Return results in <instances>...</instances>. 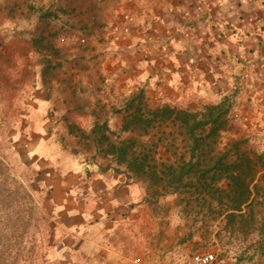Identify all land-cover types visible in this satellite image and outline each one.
I'll list each match as a JSON object with an SVG mask.
<instances>
[{
    "label": "crops",
    "instance_id": "1",
    "mask_svg": "<svg viewBox=\"0 0 264 264\" xmlns=\"http://www.w3.org/2000/svg\"><path fill=\"white\" fill-rule=\"evenodd\" d=\"M27 5L37 3L28 0L15 7L12 0H0V30L26 23ZM103 24L80 58L72 57L84 63L72 77L80 81L76 90L86 111L83 119L92 111L122 108L139 89L152 107L197 110L229 97L232 127L222 136L249 137L262 149L264 0H119ZM73 83L62 84L58 98L56 93L41 98L36 109L46 112L54 102L63 109L66 97L76 94ZM42 115L26 119L29 131L23 132L27 152L45 167L42 181L53 215L51 247L62 263L70 264L96 235L135 213L139 189L121 166L97 165L64 153L56 137L32 128L51 126ZM141 263L167 264L134 261Z\"/></svg>",
    "mask_w": 264,
    "mask_h": 264
},
{
    "label": "rangeland",
    "instance_id": "2",
    "mask_svg": "<svg viewBox=\"0 0 264 264\" xmlns=\"http://www.w3.org/2000/svg\"><path fill=\"white\" fill-rule=\"evenodd\" d=\"M33 1L37 8L26 23L0 30V264H65L49 246L53 215L42 181L45 167L36 165L27 152L26 119L43 114L51 126L35 125L34 130L56 137L69 156L97 165H118L127 171L109 152L108 141L102 142V133L115 145L133 137L136 150L149 149L158 163L187 159L184 142L157 127L146 135L121 131L123 109L119 113L98 110L87 120L83 119L86 112L70 118L56 102L46 112L36 109L41 98L49 99L54 93L58 98L64 91L62 84L68 87L73 82L79 103L80 81L72 77L84 69V63L72 57L80 58L90 38L96 39L101 20L116 0ZM52 2L56 8L50 10ZM111 112L116 114L113 119ZM95 125L100 127L97 133L92 132ZM244 139L258 149L251 138ZM229 140L221 135L218 148ZM262 146L257 151L264 154ZM130 177L139 189L135 213L111 231L96 235L70 264H134L136 258L181 264L206 249L218 250L238 264H264V201L253 202L250 214L230 222L202 207V199L197 201L195 196L182 194L179 202L172 194L149 197L143 178Z\"/></svg>",
    "mask_w": 264,
    "mask_h": 264
},
{
    "label": "trees",
    "instance_id": "3",
    "mask_svg": "<svg viewBox=\"0 0 264 264\" xmlns=\"http://www.w3.org/2000/svg\"><path fill=\"white\" fill-rule=\"evenodd\" d=\"M27 1L12 0V4L18 7L27 4ZM55 5L52 2L51 7H46L51 10ZM36 8L27 5V21ZM102 26L103 19L99 30ZM71 95V98L70 95L66 97L63 108L70 113V118H75L77 112L80 115L86 111L80 103L81 98L77 103L76 94ZM231 107L229 97L197 110L179 109L167 104L152 107L144 91L139 89L125 99L122 108L113 111L119 113L123 109L126 112L121 124L123 132L146 135L157 127L161 133L174 139L180 138L185 144L187 159L180 157L176 163L156 162L149 149L137 151V140L133 137L122 140L118 145L111 143L104 133L101 139L102 142L108 141L109 152L126 167L128 176L143 178L147 183V196L158 198L172 194L178 202L185 195L195 196L197 201L202 199V207L207 206L208 210L218 216L224 215L231 222L236 217H244L246 212L250 214L253 202L258 200L261 204L264 201V154L248 146L247 140L242 137L232 138L222 149L218 148L222 133L232 127ZM97 113L92 111L93 115ZM99 128L93 127L92 132L97 133ZM262 216L264 222V207Z\"/></svg>",
    "mask_w": 264,
    "mask_h": 264
},
{
    "label": "built area",
    "instance_id": "4",
    "mask_svg": "<svg viewBox=\"0 0 264 264\" xmlns=\"http://www.w3.org/2000/svg\"><path fill=\"white\" fill-rule=\"evenodd\" d=\"M264 142V136H263ZM142 264V263H141ZM184 264H237L225 257L221 252L215 249H206L197 251L190 255Z\"/></svg>",
    "mask_w": 264,
    "mask_h": 264
}]
</instances>
